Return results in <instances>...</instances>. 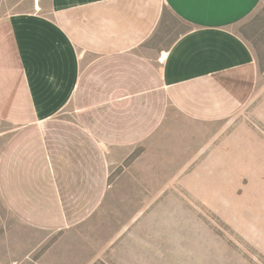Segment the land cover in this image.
Wrapping results in <instances>:
<instances>
[{
	"label": "crops",
	"instance_id": "0c3cea01",
	"mask_svg": "<svg viewBox=\"0 0 264 264\" xmlns=\"http://www.w3.org/2000/svg\"><path fill=\"white\" fill-rule=\"evenodd\" d=\"M262 1L0 0V129H16L0 130L4 213L72 231L101 203L118 150L174 116L235 115L257 76L236 27ZM168 17L185 29L167 45Z\"/></svg>",
	"mask_w": 264,
	"mask_h": 264
},
{
	"label": "rangeland",
	"instance_id": "374dc122",
	"mask_svg": "<svg viewBox=\"0 0 264 264\" xmlns=\"http://www.w3.org/2000/svg\"><path fill=\"white\" fill-rule=\"evenodd\" d=\"M166 30L168 45L184 26L168 17ZM236 32L257 68L242 109L209 124L174 116L164 130L118 150L101 203L72 231L34 230L0 208V245L20 246L0 250V258L13 264H264V0Z\"/></svg>",
	"mask_w": 264,
	"mask_h": 264
},
{
	"label": "trees",
	"instance_id": "16d2710c",
	"mask_svg": "<svg viewBox=\"0 0 264 264\" xmlns=\"http://www.w3.org/2000/svg\"><path fill=\"white\" fill-rule=\"evenodd\" d=\"M185 29V28H184Z\"/></svg>",
	"mask_w": 264,
	"mask_h": 264
}]
</instances>
